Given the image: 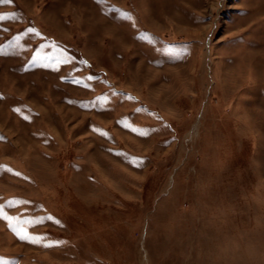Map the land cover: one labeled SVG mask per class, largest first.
Here are the masks:
<instances>
[{
	"label": "rangeland",
	"instance_id": "rangeland-1",
	"mask_svg": "<svg viewBox=\"0 0 264 264\" xmlns=\"http://www.w3.org/2000/svg\"><path fill=\"white\" fill-rule=\"evenodd\" d=\"M0 264H264V0H0Z\"/></svg>",
	"mask_w": 264,
	"mask_h": 264
}]
</instances>
